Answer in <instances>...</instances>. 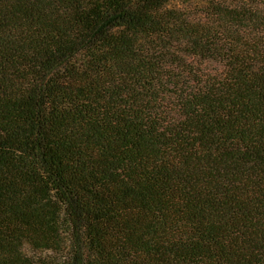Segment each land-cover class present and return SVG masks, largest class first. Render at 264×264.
I'll return each instance as SVG.
<instances>
[{
    "label": "trees",
    "instance_id": "trees-1",
    "mask_svg": "<svg viewBox=\"0 0 264 264\" xmlns=\"http://www.w3.org/2000/svg\"><path fill=\"white\" fill-rule=\"evenodd\" d=\"M0 264H264V0H0Z\"/></svg>",
    "mask_w": 264,
    "mask_h": 264
},
{
    "label": "rangeland",
    "instance_id": "rangeland-1",
    "mask_svg": "<svg viewBox=\"0 0 264 264\" xmlns=\"http://www.w3.org/2000/svg\"><path fill=\"white\" fill-rule=\"evenodd\" d=\"M3 194L0 193V235H5L9 223V217L5 214L2 209V198Z\"/></svg>",
    "mask_w": 264,
    "mask_h": 264
}]
</instances>
